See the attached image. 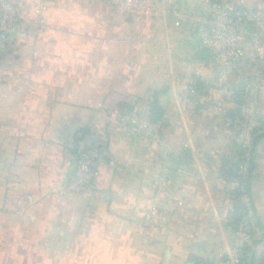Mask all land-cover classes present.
Wrapping results in <instances>:
<instances>
[{
    "label": "crops",
    "instance_id": "crops-1",
    "mask_svg": "<svg viewBox=\"0 0 264 264\" xmlns=\"http://www.w3.org/2000/svg\"><path fill=\"white\" fill-rule=\"evenodd\" d=\"M22 1L21 32L0 61V264H232L242 185L262 230L243 264H264V127L243 180L227 125L247 99L264 119V66L243 60L231 90L217 85L196 23L177 27L172 12L201 13V0H157L156 12L129 14L100 0ZM245 1L264 11V0ZM32 2L47 5L44 25ZM193 83L206 99L189 110ZM154 107L169 155L122 139L119 118ZM85 147L98 154V189L50 193ZM159 174L169 184L157 226L137 232ZM180 197L189 209L174 208Z\"/></svg>",
    "mask_w": 264,
    "mask_h": 264
},
{
    "label": "built area",
    "instance_id": "built-area-1",
    "mask_svg": "<svg viewBox=\"0 0 264 264\" xmlns=\"http://www.w3.org/2000/svg\"><path fill=\"white\" fill-rule=\"evenodd\" d=\"M108 7L118 9L123 13H153L158 7L157 0H100ZM203 11L198 14L184 13L176 8L172 12L177 17L176 26H182L188 20L195 22L201 47L207 50L216 68V83L223 90L232 89V78L235 70L243 60L259 68L264 66V32L260 27L264 23V11L247 6L245 0L234 4H223L217 0H201ZM39 24L44 25V13L48 7L42 2H32ZM22 0H0V61L7 58L12 50V38L21 32ZM246 23L253 25L248 37H243ZM206 95L196 84L189 86L186 98L187 108L195 110ZM122 139L126 142H141L147 151L158 146L164 155H169L172 146L163 133L162 124L155 121L149 112L139 111L119 118ZM233 140L240 151V173L246 179L251 160L252 145L255 133L264 127V119L259 115L258 102L247 99L238 105V110L227 123ZM112 163V162H111ZM101 168L98 154L92 147L81 149L75 156L73 170L65 181L54 187L50 193L56 195H86L99 187ZM169 184L166 175H155L151 184L149 202L142 209V215L134 221L137 232L151 233L157 226L159 215L158 197ZM242 217L236 222L233 251L230 257L232 264H243V256L248 246L262 230L257 222L253 199L247 188H239ZM28 204H34L33 197H26ZM175 209H189L190 203L180 197L173 203Z\"/></svg>",
    "mask_w": 264,
    "mask_h": 264
},
{
    "label": "trees",
    "instance_id": "trees-1",
    "mask_svg": "<svg viewBox=\"0 0 264 264\" xmlns=\"http://www.w3.org/2000/svg\"><path fill=\"white\" fill-rule=\"evenodd\" d=\"M150 114L153 116L155 121H160L161 120V113L157 112V108L154 107L152 109V112H150Z\"/></svg>",
    "mask_w": 264,
    "mask_h": 264
},
{
    "label": "water",
    "instance_id": "water-1",
    "mask_svg": "<svg viewBox=\"0 0 264 264\" xmlns=\"http://www.w3.org/2000/svg\"><path fill=\"white\" fill-rule=\"evenodd\" d=\"M240 206H241V203H240ZM242 217V213H241V215H240V217H239V219Z\"/></svg>",
    "mask_w": 264,
    "mask_h": 264
}]
</instances>
